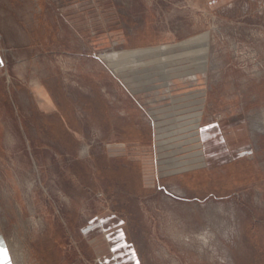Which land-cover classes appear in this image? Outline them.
Instances as JSON below:
<instances>
[{
	"label": "rangeland",
	"instance_id": "obj_1",
	"mask_svg": "<svg viewBox=\"0 0 264 264\" xmlns=\"http://www.w3.org/2000/svg\"><path fill=\"white\" fill-rule=\"evenodd\" d=\"M0 264H264V0H0Z\"/></svg>",
	"mask_w": 264,
	"mask_h": 264
},
{
	"label": "crops",
	"instance_id": "obj_2",
	"mask_svg": "<svg viewBox=\"0 0 264 264\" xmlns=\"http://www.w3.org/2000/svg\"><path fill=\"white\" fill-rule=\"evenodd\" d=\"M2 57H3V55H2V53H1V51H0V64L3 63V61H2Z\"/></svg>",
	"mask_w": 264,
	"mask_h": 264
}]
</instances>
